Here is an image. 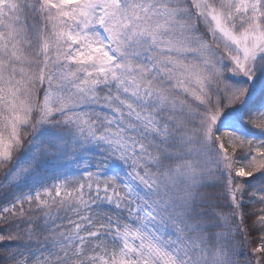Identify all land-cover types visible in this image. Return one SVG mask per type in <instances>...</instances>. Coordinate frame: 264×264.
Instances as JSON below:
<instances>
[{
	"label": "snow or ice",
	"instance_id": "1",
	"mask_svg": "<svg viewBox=\"0 0 264 264\" xmlns=\"http://www.w3.org/2000/svg\"><path fill=\"white\" fill-rule=\"evenodd\" d=\"M0 264H264V0H0Z\"/></svg>",
	"mask_w": 264,
	"mask_h": 264
}]
</instances>
